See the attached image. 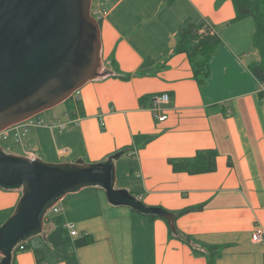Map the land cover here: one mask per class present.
Here are the masks:
<instances>
[{"label":"crops","instance_id":"crops-1","mask_svg":"<svg viewBox=\"0 0 264 264\" xmlns=\"http://www.w3.org/2000/svg\"><path fill=\"white\" fill-rule=\"evenodd\" d=\"M187 18L204 19L221 39L202 86L186 55L173 52L178 27ZM234 18L230 0H107L100 60L101 69L113 73L85 83L75 105L65 111L64 105L63 116L47 117L51 124L76 118V126L33 127L23 149L48 163H97L127 150L120 159L126 158L128 173L119 188L174 215L203 205L175 218L179 234L217 247L214 264H264V241L251 239L257 228L264 232V99L248 70L255 59L253 20ZM159 93L169 95L157 114L166 117L163 121L151 112L150 100L139 102ZM203 149L217 152L214 172L174 173L168 164ZM20 195L0 188V225ZM59 204L56 215L93 243L76 246L71 237L53 248L45 240L53 226L44 224L43 233L30 238L12 264H38L35 251L41 264H66L68 257L77 264H207L180 235L169 233L164 220L112 206L102 189L69 193Z\"/></svg>","mask_w":264,"mask_h":264},{"label":"water","instance_id":"water-1","mask_svg":"<svg viewBox=\"0 0 264 264\" xmlns=\"http://www.w3.org/2000/svg\"><path fill=\"white\" fill-rule=\"evenodd\" d=\"M91 0H0V132L68 100L85 83L113 73L101 69L100 32ZM118 151L97 163H48L0 148V188L20 190L0 225V264L14 248L43 233L46 212L67 194L99 188L112 206L164 220L174 235L175 215L115 188Z\"/></svg>","mask_w":264,"mask_h":264},{"label":"trees","instance_id":"trees-1","mask_svg":"<svg viewBox=\"0 0 264 264\" xmlns=\"http://www.w3.org/2000/svg\"><path fill=\"white\" fill-rule=\"evenodd\" d=\"M175 0H163L166 4H171ZM235 11L234 21H238L245 17H251L253 20V33L251 38L252 51L255 54V59L248 65V70L255 78L258 84L264 82V0H230ZM100 27L101 19L97 20ZM211 26L205 21L187 18L183 21L177 30L176 45L174 53H183L186 55L190 64L193 78L199 86H202L209 77V61L215 54L221 39L217 33L213 32ZM117 76V74H114ZM128 79L129 76L121 77ZM259 99L263 101L264 90H259ZM151 97V96H150ZM150 97H141L139 102L149 100ZM69 106V101L64 102ZM125 153L127 150H124ZM217 152L211 149L198 150L192 157L187 158H170L168 164L174 173H185L188 175L206 174L215 171ZM134 196L136 193L130 192ZM203 205L185 208L175 214V218L191 211H200ZM150 219L157 218L156 216H146ZM52 224L53 228L45 233V240L49 246L56 248L70 241L71 236L64 226V221L61 216H50L44 220L43 225ZM169 233L172 234L169 230ZM181 241L185 242L196 255H203L207 258V264H214L215 258L218 255L217 247H207L200 245L191 237L177 236ZM29 240V239H28ZM28 240L21 242L20 245L27 248ZM93 243V238L90 235L78 236L75 239L76 246H84ZM20 252L15 249L12 255ZM35 256L38 264H41L42 256L39 251H35ZM1 259V256H0ZM66 264H77L75 257L65 259Z\"/></svg>","mask_w":264,"mask_h":264},{"label":"built area","instance_id":"built-area-1","mask_svg":"<svg viewBox=\"0 0 264 264\" xmlns=\"http://www.w3.org/2000/svg\"><path fill=\"white\" fill-rule=\"evenodd\" d=\"M107 0H96V7L90 6V14L96 19H101L103 17V13L105 10ZM92 3V2H91ZM259 90H264V82L259 84ZM79 91V90H78ZM74 92L70 98L77 99L79 92ZM150 110L153 113V115L157 118L158 121L165 120V116L157 115L159 111V107L162 105L168 104L169 102V95L167 93H159L151 95L150 97ZM78 124V119L76 118H67L66 121H56L54 123H47L44 119H42L40 116H33L31 118H28L27 120L16 124L10 128L5 129L4 131L0 132V140H9L12 139L13 142L16 145H20L23 149L25 144V136L29 132V130L33 127L35 128H57L59 130H66L69 126L73 125L76 126ZM23 156H26L28 158H35L33 153L30 151H27L23 149ZM60 201L54 204L45 214V217H49L50 215H56L60 212ZM44 217V218H45ZM66 230L68 231L69 235L71 237H77L78 233L74 229V226L71 223H65L64 224ZM252 241L262 243L264 241V232L261 229H256V231L252 234ZM19 251H23L24 248L18 244L15 248Z\"/></svg>","mask_w":264,"mask_h":264},{"label":"rangeland","instance_id":"rangeland-1","mask_svg":"<svg viewBox=\"0 0 264 264\" xmlns=\"http://www.w3.org/2000/svg\"><path fill=\"white\" fill-rule=\"evenodd\" d=\"M91 2H92L91 3V9H92V7H96V0H91ZM68 101L71 104V106L75 105V98H69ZM70 104L68 106L69 108H70ZM64 105H65V108H64V111H65L66 109H68L66 104H60V105H58V106H56V107H54V108H52L50 110L42 112V113H40L39 115H36V116H40L47 123H49L48 122L49 119L47 117H50V116L58 117V116H60V113L62 112L61 110L64 107ZM61 114L63 116V113H61ZM32 147H34V146H32ZM0 148L3 151H5V152H7L9 154H13V155H21V154H23L22 147L20 145H16L13 142L12 139L0 140ZM25 148H26V146H25ZM126 166H128V163H127L125 157H122L121 159H119L117 164H115V188H117V189H119V186H121V184L126 180V179L122 180V176L125 174V172L128 173V171H124L126 169ZM127 176H128V174H127Z\"/></svg>","mask_w":264,"mask_h":264}]
</instances>
